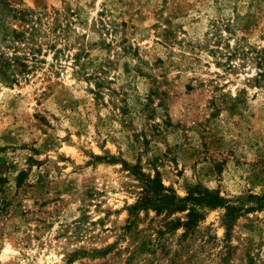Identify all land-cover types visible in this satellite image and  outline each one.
Returning a JSON list of instances; mask_svg holds the SVG:
<instances>
[{"label": "rangeland", "instance_id": "obj_1", "mask_svg": "<svg viewBox=\"0 0 264 264\" xmlns=\"http://www.w3.org/2000/svg\"><path fill=\"white\" fill-rule=\"evenodd\" d=\"M124 164L260 204L228 238L226 211L200 210L152 264H264V0H0V264H124Z\"/></svg>", "mask_w": 264, "mask_h": 264}, {"label": "trees", "instance_id": "obj_2", "mask_svg": "<svg viewBox=\"0 0 264 264\" xmlns=\"http://www.w3.org/2000/svg\"><path fill=\"white\" fill-rule=\"evenodd\" d=\"M89 79L93 81L94 86L93 89L90 88V91L94 94V98L97 101L100 96L99 89L102 86V79L99 74L90 75L87 80ZM124 166L136 178L140 188L137 200L129 207V217L125 225L121 228L122 232L118 236V240L125 241V239H128L125 241L126 243L128 242L125 247L119 246L116 248L119 254L122 252L128 253L127 257L123 260L124 264H135L145 254H147V257L143 260L144 264H152L153 261H157L162 256L169 257L171 248L165 243L166 236L173 234V232L179 229H184L190 234H194L198 222L203 220L202 215L199 213L200 210L223 208L226 211L227 218L225 238H228L230 226L236 218V215L241 211H256L254 209H258L256 207L260 205L255 204V206H248L247 208L242 205L236 206L220 197L218 192L206 188H196L190 191L185 198H179L173 189L163 185L158 174L151 177L141 172L137 166L131 167L126 164ZM23 177V172L16 177L17 188L21 187ZM148 210L154 211L157 216L163 215L167 219L161 222L159 227L153 228L150 226L149 228H140L139 222L141 218L139 217V213ZM185 212L186 214L183 218H171L176 214ZM116 244L115 242L102 250H93L92 254L86 250L76 252L69 257L68 261L71 262L77 255L81 257L85 255H90L91 257L103 255L105 252L114 248ZM175 260V257L169 258L170 262H175Z\"/></svg>", "mask_w": 264, "mask_h": 264}]
</instances>
